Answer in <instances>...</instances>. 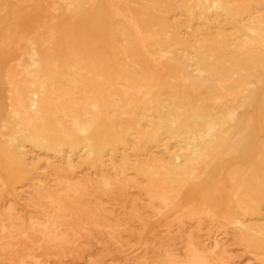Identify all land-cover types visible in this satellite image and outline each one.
I'll list each match as a JSON object with an SVG mask.
<instances>
[{"label": "rangeland", "instance_id": "obj_1", "mask_svg": "<svg viewBox=\"0 0 264 264\" xmlns=\"http://www.w3.org/2000/svg\"><path fill=\"white\" fill-rule=\"evenodd\" d=\"M254 27L264 0H0V264H264ZM222 88L250 93L191 161L186 144L207 141L192 113L213 114ZM45 117L64 134L37 130Z\"/></svg>", "mask_w": 264, "mask_h": 264}, {"label": "bare ground", "instance_id": "obj_2", "mask_svg": "<svg viewBox=\"0 0 264 264\" xmlns=\"http://www.w3.org/2000/svg\"><path fill=\"white\" fill-rule=\"evenodd\" d=\"M65 1L67 2V5H69L73 0H70V1L65 0ZM213 6L215 8H217L219 6L218 2H213ZM250 31L253 34V36H256V37L258 36L259 39L264 44V29L262 27H254V28L250 29ZM27 43L30 47L32 66H34L35 69L37 70L38 68H40V65H41V60L38 58L39 54H37V42L35 41L34 38H30V39H27ZM170 46H171V43H168L166 46H161V45L157 44L156 50H158V52L161 54V56L167 55L168 56L167 58L170 61H173V60H176V58L174 56L173 57L170 56V54H171ZM143 51H144V57L147 61L155 62L154 60H152L149 57L147 50L143 49ZM155 65H159V63L156 61ZM193 74L194 73L192 70L188 71L186 68H184L182 70V80H184L186 82L190 78V76H193ZM9 86L12 89L11 100L14 101L15 99L19 98V96L17 94V90H16L17 89L16 88L17 83L15 81L10 80ZM222 92H223L222 93L223 95H221L220 97H216V99H215L217 106H216L213 114H210V113L206 114L202 111H194L192 113L193 117L199 118L203 123V127H204L203 132L201 134L198 133V137L201 139V141H203L205 138L207 141H206V143H203V144H197V143H194L193 141L191 143L186 144L187 145L186 149H188V151L191 154V161H193V160L197 161V160H201L203 157H207L209 155V153L212 151L213 146L215 145V142L218 140L217 134H215L216 124L214 122L213 116L219 117L222 120H226V118L234 119L236 117V114H237V108L239 107L238 103L242 102V100H245V98H247L249 96L250 88L246 89L245 93L242 94L241 97H236V98L234 96H232L231 91L226 89V88L225 89L222 88ZM220 100L225 101L224 105L222 103H218V101H220ZM170 101L172 103H170V102L167 103L166 107L170 108V109L175 108L180 113L182 112V110L186 106L184 101L182 99H180L177 95L172 96ZM38 121L40 123H38V125L36 127H37V130H39L42 133H45L46 131L51 130V128H54V130L56 129L61 134H64V132H65V128H64L62 121H58L56 117H52L50 119V121L49 120L47 121V117H45L43 120L39 119ZM25 122H27L28 125L31 124L29 118H27ZM72 125L74 127L78 128L80 126V123L76 119H72ZM186 133L191 134V136L193 135L192 139L197 137L196 135L193 134L194 132L189 130V129L186 131ZM21 136H25L23 134V132H21L19 134V137H21ZM204 145H206V147H204ZM178 166H179V163H176V164L172 163V168H171L172 171L179 170ZM194 171H196V170L193 169L192 173ZM157 197H158V194H157Z\"/></svg>", "mask_w": 264, "mask_h": 264}]
</instances>
